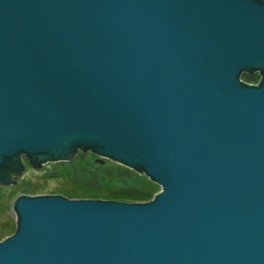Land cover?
<instances>
[{
  "label": "water",
  "instance_id": "95a60500",
  "mask_svg": "<svg viewBox=\"0 0 264 264\" xmlns=\"http://www.w3.org/2000/svg\"><path fill=\"white\" fill-rule=\"evenodd\" d=\"M78 148L159 190L20 193L0 264H264V0H0V183Z\"/></svg>",
  "mask_w": 264,
  "mask_h": 264
},
{
  "label": "trees",
  "instance_id": "16d2710c",
  "mask_svg": "<svg viewBox=\"0 0 264 264\" xmlns=\"http://www.w3.org/2000/svg\"><path fill=\"white\" fill-rule=\"evenodd\" d=\"M93 155L95 154L90 149L78 148L73 157L57 160L56 168L50 169L48 173L65 176L75 187L81 188V192L91 195L82 197L143 201L150 199L159 190L160 185L157 182L137 169L110 158H105L103 162L97 159L100 164H96L92 162L93 158L96 159ZM23 161L25 165L30 163L26 158ZM85 177L87 181H83ZM13 231L14 229L8 234Z\"/></svg>",
  "mask_w": 264,
  "mask_h": 264
},
{
  "label": "rangeland",
  "instance_id": "374dc122",
  "mask_svg": "<svg viewBox=\"0 0 264 264\" xmlns=\"http://www.w3.org/2000/svg\"><path fill=\"white\" fill-rule=\"evenodd\" d=\"M246 74L247 73L242 74V78H245V80L257 77L256 75L247 76ZM95 156L97 155H93V157ZM93 160V163L100 164L97 159L93 158ZM55 162L56 161H45L36 166L28 163L24 165L14 182L7 184L0 183V239L8 235V233L14 229L15 211L12 202L14 197L20 193H32L33 191L37 193L59 192L69 196H91L81 192V188L75 187L73 182L65 176L53 173L49 174L48 172L50 169L56 168L57 163ZM83 181H87V177H85ZM84 185L85 184H82V186Z\"/></svg>",
  "mask_w": 264,
  "mask_h": 264
},
{
  "label": "flooded vegetation",
  "instance_id": "af4514ba",
  "mask_svg": "<svg viewBox=\"0 0 264 264\" xmlns=\"http://www.w3.org/2000/svg\"><path fill=\"white\" fill-rule=\"evenodd\" d=\"M243 73H247L246 75L248 76V75H256L257 77L256 78H254V79H246L245 80V78H242V74ZM257 73V74H256ZM245 75V76H246ZM240 77L246 82V83H248V84H256L257 82H258V80H259V77H260V73L258 72V69H256V70H254V71H252L251 73H249V72H247L246 70H244V71H241V74H240ZM92 152V151H91ZM93 154H95L94 152H92ZM95 155H98V154H95ZM24 156V155H23ZM96 157V159H98V157L97 156H95ZM23 158H26L25 156L23 157ZM27 159V158H26ZM24 162V161H23ZM24 165H25V163H24Z\"/></svg>",
  "mask_w": 264,
  "mask_h": 264
},
{
  "label": "bare ground",
  "instance_id": "6f19581e",
  "mask_svg": "<svg viewBox=\"0 0 264 264\" xmlns=\"http://www.w3.org/2000/svg\"><path fill=\"white\" fill-rule=\"evenodd\" d=\"M111 160V159H110ZM46 161H51V160H46Z\"/></svg>",
  "mask_w": 264,
  "mask_h": 264
}]
</instances>
